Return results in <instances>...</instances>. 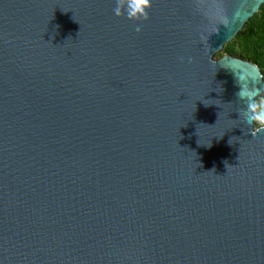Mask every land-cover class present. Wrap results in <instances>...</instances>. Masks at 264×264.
<instances>
[{
	"label": "water",
	"instance_id": "water-1",
	"mask_svg": "<svg viewBox=\"0 0 264 264\" xmlns=\"http://www.w3.org/2000/svg\"><path fill=\"white\" fill-rule=\"evenodd\" d=\"M263 4L0 0V264H264Z\"/></svg>",
	"mask_w": 264,
	"mask_h": 264
},
{
	"label": "clouds",
	"instance_id": "clouds-1",
	"mask_svg": "<svg viewBox=\"0 0 264 264\" xmlns=\"http://www.w3.org/2000/svg\"><path fill=\"white\" fill-rule=\"evenodd\" d=\"M150 0H116V7L113 12L117 17H124L132 21L146 20ZM140 32L139 24L135 28ZM264 75V70H262ZM240 90L237 92L239 100L246 102V107L242 111L244 123L251 129L252 136L264 132V94L257 87H249L247 77L237 75Z\"/></svg>",
	"mask_w": 264,
	"mask_h": 264
},
{
	"label": "trees",
	"instance_id": "trees-1",
	"mask_svg": "<svg viewBox=\"0 0 264 264\" xmlns=\"http://www.w3.org/2000/svg\"><path fill=\"white\" fill-rule=\"evenodd\" d=\"M224 54L252 62L261 72L264 70V4L234 40L224 46L223 52L217 55V59Z\"/></svg>",
	"mask_w": 264,
	"mask_h": 264
},
{
	"label": "rangeland",
	"instance_id": "rangeland-1",
	"mask_svg": "<svg viewBox=\"0 0 264 264\" xmlns=\"http://www.w3.org/2000/svg\"><path fill=\"white\" fill-rule=\"evenodd\" d=\"M222 52H223V51L219 52L218 54H221ZM218 54L215 55V58H216V59H217V55H218ZM263 94H264V93H263Z\"/></svg>",
	"mask_w": 264,
	"mask_h": 264
}]
</instances>
